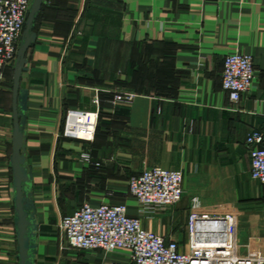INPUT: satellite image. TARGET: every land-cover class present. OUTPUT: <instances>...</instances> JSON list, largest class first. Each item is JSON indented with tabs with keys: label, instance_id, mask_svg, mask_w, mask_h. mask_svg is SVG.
Returning <instances> with one entry per match:
<instances>
[{
	"label": "crops",
	"instance_id": "crops-1",
	"mask_svg": "<svg viewBox=\"0 0 264 264\" xmlns=\"http://www.w3.org/2000/svg\"><path fill=\"white\" fill-rule=\"evenodd\" d=\"M32 31L17 101L33 264L57 251L61 218L84 202L124 203L183 250L191 211L236 215V202L264 196L245 143L253 129L264 133V0H43ZM235 52L251 55L255 71L237 103L221 87L223 59ZM13 73V65L0 70V264H18ZM96 91L94 141L64 137L66 111L94 110ZM119 91L133 101L110 104ZM156 165L182 171L184 193L170 209L139 215L128 178ZM249 236L237 232L244 248Z\"/></svg>",
	"mask_w": 264,
	"mask_h": 264
},
{
	"label": "built area",
	"instance_id": "built-area-1",
	"mask_svg": "<svg viewBox=\"0 0 264 264\" xmlns=\"http://www.w3.org/2000/svg\"><path fill=\"white\" fill-rule=\"evenodd\" d=\"M31 1L0 0V70L15 61ZM254 74L251 55L235 52L224 57L221 87L231 102L241 100L250 89ZM134 97L132 91H119L109 103L130 104ZM101 101L96 91L92 98L94 110H67L62 135L94 141ZM245 143L251 178L264 185V133L253 129ZM80 159L95 167L101 165L87 153H81ZM183 181L182 171L156 165L130 176L127 193L137 202L139 215L153 214L170 209L181 200ZM59 229L71 248L120 254L103 259L100 264H264V253L243 256L237 252V217L230 211H191L183 250L176 241L144 228L141 218L130 216L124 203L84 202L61 218Z\"/></svg>",
	"mask_w": 264,
	"mask_h": 264
},
{
	"label": "water",
	"instance_id": "water-1",
	"mask_svg": "<svg viewBox=\"0 0 264 264\" xmlns=\"http://www.w3.org/2000/svg\"><path fill=\"white\" fill-rule=\"evenodd\" d=\"M43 0H32L26 17L22 35L19 41L15 61L13 63V104H14V129H13V155L11 166L13 169V186L15 188L14 204L15 219L14 225L17 237V260L18 264H33L32 253L35 249L36 225L30 221L28 211L29 204L24 194V184L28 182L29 176L24 166L25 156L21 150L23 148V133L20 127V119L23 116L24 104L18 103L19 79L26 62V52L36 39L35 32L32 31V23L36 13L40 10ZM19 104V107L17 106Z\"/></svg>",
	"mask_w": 264,
	"mask_h": 264
},
{
	"label": "rangeland",
	"instance_id": "rangeland-1",
	"mask_svg": "<svg viewBox=\"0 0 264 264\" xmlns=\"http://www.w3.org/2000/svg\"><path fill=\"white\" fill-rule=\"evenodd\" d=\"M263 201L264 196L258 199L253 197L247 201L239 200L236 202L237 232L239 230L240 232H245V234L250 233V236L246 238L245 248L239 244L237 239V252L240 255H258L264 253V244L258 239L261 230H264V215H261ZM255 215L257 216L256 220L249 221ZM58 230V249L53 255L50 254L48 257H45L46 261L44 264H97L99 260L102 261L103 259L112 257L114 253L118 252L71 248L62 236L60 229ZM250 242L252 247L249 245Z\"/></svg>",
	"mask_w": 264,
	"mask_h": 264
}]
</instances>
